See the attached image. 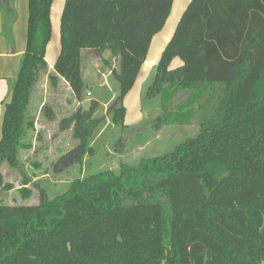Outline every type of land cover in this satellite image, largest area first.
Here are the masks:
<instances>
[{
    "label": "trees",
    "instance_id": "trees-1",
    "mask_svg": "<svg viewBox=\"0 0 264 264\" xmlns=\"http://www.w3.org/2000/svg\"><path fill=\"white\" fill-rule=\"evenodd\" d=\"M14 1L0 0L8 40ZM173 1H64L54 73L83 103L90 90L81 52L110 53L119 87L108 109L112 127H127L123 101ZM52 4L28 0L25 51L2 102L0 168L19 167L26 110L47 70ZM176 59L181 65L171 68ZM49 81L56 85L53 76ZM184 91L187 98L169 109ZM95 97L88 112L79 108L60 124L62 131L73 126L79 145L68 156L85 163V172L104 121L91 118ZM143 97L158 101L160 125L184 126L200 116L197 133L162 156L121 163L119 173H85L51 199L41 189L38 205H0V264L264 262V0H191Z\"/></svg>",
    "mask_w": 264,
    "mask_h": 264
},
{
    "label": "rangeland",
    "instance_id": "rangeland-1",
    "mask_svg": "<svg viewBox=\"0 0 264 264\" xmlns=\"http://www.w3.org/2000/svg\"><path fill=\"white\" fill-rule=\"evenodd\" d=\"M187 1L175 0L173 3L163 29L151 43L146 59L147 66L142 69L143 71L150 64L154 63L156 66L165 48L164 45L171 37ZM62 5V0H54L52 17L56 25L58 24L56 17ZM115 65V59L108 52L100 54L89 51L84 53L81 60L83 82L86 89L93 93L90 96L85 92L84 102H88L91 106V100L96 96L95 100L99 101V105L93 107L94 112L91 118H103L104 120L92 144L95 155L92 157L89 171L85 172V163L81 164L68 156V153L79 145V140L73 136V126L69 129L71 131L65 130L64 132L60 130V124L75 113H73V102L68 92L58 89L54 97L46 100L45 105L39 106L35 129L33 131L26 129L21 140L22 147L18 152L19 167L14 169L3 164L0 168L4 183V187L0 188V205L10 207L38 205L41 189H44L51 199L62 193L68 182L82 177L85 173L101 170H112L119 173L121 163L136 165L143 158L162 156L197 133L200 116H195L184 126H163L156 121L164 112L159 108L157 100L152 102L144 100L143 95L152 74L146 78L144 83L142 77L146 74L142 75V70L135 86L123 101L126 108L125 124L127 127L122 130L112 127L108 109L110 99L117 94L119 89L118 84L112 79ZM187 96L188 92H180L172 99L168 108L172 109L182 103ZM83 103H80L78 109L82 108ZM47 112L51 115H47ZM53 115H55L54 118ZM53 121L56 124H52ZM5 185L9 186L8 189Z\"/></svg>",
    "mask_w": 264,
    "mask_h": 264
},
{
    "label": "crops",
    "instance_id": "crops-1",
    "mask_svg": "<svg viewBox=\"0 0 264 264\" xmlns=\"http://www.w3.org/2000/svg\"><path fill=\"white\" fill-rule=\"evenodd\" d=\"M64 1L65 0H62L63 4H64ZM190 1L191 0H188L184 4L185 8L187 7V5L189 4ZM174 2H175V0L173 1V3ZM53 3H54V0H53ZM173 3H172V7H173ZM62 8H63V5H62L61 9H59V11H58L59 15L57 14V17H56V20L58 18V24L56 25V23H54V19L52 17V11H53V4H52L51 16H50L51 26H52V37H51L50 42L46 46V50H45V60L47 63V70L45 72H43L42 74H40V76L38 78V83L32 92V95L30 98V103L28 104V108L26 110V122H27L28 126H30V127H26V129H31V131H33L35 129V126H36L35 120H36V117L39 116V114H38L39 113V106L45 105L44 102L46 100L48 101V100H50V97H54L56 95V91L58 89H60V90L63 89V90L68 92V95L72 99V102H73L72 103L73 113H75L77 111L78 106L80 105V103L75 99L74 95L72 94V91L70 90L67 83L62 78H60L58 75H56L54 73V70H53V65L55 63V60H56V58L59 54V50H60L59 20H60ZM185 8H184V10H185ZM14 10L16 12V20L14 23L7 25L8 29H9L8 33L10 34V40H8L6 38V35L4 34L5 33L4 27L5 26H4L2 14L0 11V124H1V118H2V113H3L2 102L7 97V94H8V82L10 80H13L16 77L21 56L25 51L26 35H27V21H28V0H15L14 1ZM171 10H172V8H171ZM184 10H183V12H184ZM173 32H174V30H173ZM173 32H172V34H173ZM154 37L152 38V41H153ZM170 38H169V40H170ZM152 41H151V43H152ZM168 41H167V43H168ZM151 43H150V46H151ZM165 46L166 45H164V47ZM149 49H150V47H149ZM89 51H91V50H83L81 52V60L83 58L84 53H88ZM148 52H149V50H148ZM146 59H147V57H146ZM180 65H181V62L178 59H176L173 61L171 68H176ZM146 66H147V60H145V62L143 63V65L139 71V74L137 76V79L135 81V84L138 80V77H140V75H141L140 74L141 70ZM154 67L155 66L153 63V64L148 65V68L145 69L144 71L142 70L143 71L142 75H143V73L146 74V76L142 77V82H144L146 80V78H149V76L151 74H153V72H154L153 68ZM49 76H53L54 78H56V85L55 86H52L50 84ZM135 84H134V86H135ZM88 94H89V92L87 91L86 95H88ZM52 101L54 102L53 99H52ZM52 109L54 110V108H52ZM54 116L55 115H53V118H54ZM52 124H56V122L53 121ZM124 124H125V118H124ZM26 129H25V131H26ZM69 131H71V130H69ZM64 132H65V130H64Z\"/></svg>",
    "mask_w": 264,
    "mask_h": 264
},
{
    "label": "water",
    "instance_id": "water-1",
    "mask_svg": "<svg viewBox=\"0 0 264 264\" xmlns=\"http://www.w3.org/2000/svg\"><path fill=\"white\" fill-rule=\"evenodd\" d=\"M89 107H90V104L88 102H84L82 104V110H83V112H88Z\"/></svg>",
    "mask_w": 264,
    "mask_h": 264
},
{
    "label": "built area",
    "instance_id": "built-area-1",
    "mask_svg": "<svg viewBox=\"0 0 264 264\" xmlns=\"http://www.w3.org/2000/svg\"><path fill=\"white\" fill-rule=\"evenodd\" d=\"M89 95V94H88Z\"/></svg>",
    "mask_w": 264,
    "mask_h": 264
}]
</instances>
